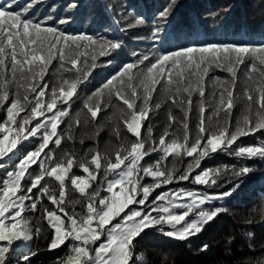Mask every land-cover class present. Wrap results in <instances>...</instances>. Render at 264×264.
<instances>
[{
  "label": "snow or ice",
  "instance_id": "obj_1",
  "mask_svg": "<svg viewBox=\"0 0 264 264\" xmlns=\"http://www.w3.org/2000/svg\"><path fill=\"white\" fill-rule=\"evenodd\" d=\"M38 2L0 3V264H13L14 259L16 264H31L30 256L37 253L17 257L16 246L39 238L43 222L51 233L47 250L64 251L52 264H150L136 251L142 234L155 230L178 241L197 236L227 211L205 206L231 196L239 183L219 196L183 187L157 189L190 178L194 184L215 187L228 172L239 181L254 171L247 165L201 168L218 152L264 160V139L253 145L238 143L257 133L264 137V44H193L154 59L145 54L125 63L84 100L81 112L72 115L70 102L79 99V86L98 66L97 56H111L122 43L47 26L29 16ZM175 2L170 0L158 14L160 22H167ZM145 24L138 16L128 27ZM153 24L152 39L159 40L164 30ZM53 61L58 65L55 79L46 81ZM217 69L228 78L210 77ZM194 96L193 133L189 119ZM241 101L233 122V109ZM166 104L167 122L156 138L151 122L146 129L144 122ZM173 107L180 116L173 115ZM84 110L85 128L100 112L106 116L93 125L91 134H82L79 143L83 145L85 136L98 137L107 124L116 136L115 145L101 149L96 143L78 153L73 129L81 127ZM65 120L69 122L61 131ZM121 127L134 139L121 138ZM65 141L73 147H61ZM185 157L192 159L185 164ZM69 192L79 195L68 199ZM35 213L39 215L34 224ZM248 236L254 239L253 233ZM207 249L204 245L202 250ZM249 249L255 250L251 243ZM244 264H264V253Z\"/></svg>",
  "mask_w": 264,
  "mask_h": 264
},
{
  "label": "trees",
  "instance_id": "obj_2",
  "mask_svg": "<svg viewBox=\"0 0 264 264\" xmlns=\"http://www.w3.org/2000/svg\"><path fill=\"white\" fill-rule=\"evenodd\" d=\"M4 2L5 0H0V3ZM26 2L27 0H16L19 5ZM169 2L170 0H39L32 7L29 16L46 22L47 26L56 27L67 34H87L122 43V48L111 56H97L98 66L92 71L88 81L79 86L77 93L79 99L73 97L74 102H70L72 115L81 112L84 100L107 79L115 75L125 63L136 62L145 54L154 59L162 52L193 44L236 43L255 46L264 44V0H176L167 22H160L158 14L168 7ZM73 4L75 7H70ZM138 16L143 17L146 24L135 28L128 27ZM62 19L67 23L60 24L59 21ZM153 21H156L164 30L159 40L152 39ZM57 66V62L53 61L44 78L46 81L55 79ZM244 70L245 66L242 65L238 73L241 79ZM209 75L222 79L228 78V73L218 69L211 71ZM209 91L210 88L206 89V98ZM237 91H241L239 83ZM155 99L154 95L153 101ZM196 99L194 96L189 119V128L193 133L197 124ZM242 103L241 101L233 109V122L240 114ZM169 106L166 104L158 113H150L149 121L144 122L145 129L151 122L153 135L156 138L165 128ZM111 111L112 109H108V112ZM172 112L173 115H181L174 107ZM3 115V112H0V117ZM207 115L208 112L205 113L206 117ZM105 116V112H100L96 120L89 122L85 128L83 122L87 119L86 110L81 113V127L73 129L76 137L75 148L79 154H83L96 143L101 149L106 145L112 146L117 143L116 136L111 132V126L107 124L98 137L88 139L85 136L83 145L79 143L81 135L91 134L94 131L93 125L100 124ZM68 122L65 120L64 124H61V131ZM173 127L175 128L176 125ZM145 129H142V137ZM120 135L121 138L134 139L123 127H121ZM262 139L264 137L257 133L255 136L242 137L238 143L253 145L259 144ZM61 147L71 149L73 144L71 141H65ZM59 151L60 149H56L57 154ZM146 159L151 160L152 157ZM171 159L170 157L169 160ZM191 159L185 157V164ZM242 165L250 166L254 171L239 181L232 177L231 172H228L215 187L194 184L190 178L188 181L157 189L156 192H160L183 187L211 196H219L232 189L233 183H239V187L235 188L231 196L205 206L221 207L227 211L217 216L200 234L187 241H178L158 231L147 230L146 235L142 234V239L138 238L137 253H144L149 258L150 264H244L248 258H255L264 253V248L261 247L264 245V160L239 159L233 155L218 152L213 154V158L205 159L201 163V168L222 166L239 168ZM73 171L79 170L74 168ZM146 180L150 181V178ZM230 180L232 182H229ZM156 192L152 195H156ZM78 195V193L69 192L68 199ZM77 211H80L79 207ZM31 215L34 217L35 224V217L39 213ZM42 227L45 231L39 238L34 237L33 241L19 243L16 246L17 257L22 254L30 255L32 251H35L37 254L30 256L31 264H52L58 256L64 255L63 248L47 250L46 237H50L51 233L47 231L46 222L42 223ZM248 233H253L254 239L250 240ZM250 243L254 246V251L249 249ZM204 245H208L207 251L202 250ZM13 264H16L15 259Z\"/></svg>",
  "mask_w": 264,
  "mask_h": 264
},
{
  "label": "rangeland",
  "instance_id": "obj_3",
  "mask_svg": "<svg viewBox=\"0 0 264 264\" xmlns=\"http://www.w3.org/2000/svg\"><path fill=\"white\" fill-rule=\"evenodd\" d=\"M218 200H220V199L214 200V201L212 202V204L215 203V202H217Z\"/></svg>",
  "mask_w": 264,
  "mask_h": 264
}]
</instances>
